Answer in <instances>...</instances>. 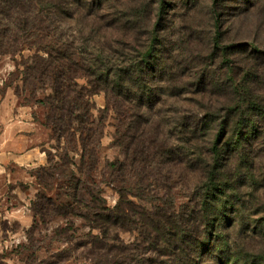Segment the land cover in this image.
<instances>
[{"label": "rangeland", "instance_id": "rangeland-1", "mask_svg": "<svg viewBox=\"0 0 264 264\" xmlns=\"http://www.w3.org/2000/svg\"><path fill=\"white\" fill-rule=\"evenodd\" d=\"M70 1L63 3L61 34L69 42L74 40V47L85 58L100 53L110 64L119 63V40L125 50L122 60L127 63L144 60L149 50L154 49L156 57L158 49L162 51L168 65L160 75L163 81L152 79L150 72L145 76L155 99L162 100L151 114V127L158 126L159 140L174 148L179 139L199 140L206 152L209 142L217 139L222 141L221 156L227 158L235 149L239 171L245 177L248 171L253 173L249 184L239 175L243 218L236 219L237 227L225 225L212 237L200 227L192 237L201 244L206 239L208 250L217 235L228 240L221 252L230 264H264V0L216 1L218 44L237 45L227 49L214 47L217 27L212 0H109L99 9V14H107L108 25L88 15L84 2L79 9L71 6L75 13L70 19ZM93 8L100 7L94 4ZM251 43L259 53L252 52ZM18 47L15 53L0 50V103L34 106L33 116L43 125L44 162L33 169L34 181L25 200L16 193L10 199L15 206L17 201H26L22 216L0 217V264H177L174 257L151 250L150 237L155 231L143 234L137 214L132 213L129 221L123 218L124 230L109 233L96 228L94 218L117 214L118 203L120 209L130 205L140 212H153L157 206L167 214L179 212L188 204L192 188L200 184L196 175L202 165L195 168L187 158L179 159L177 152L171 160L159 164L154 160L146 166L134 158V147L125 153L120 143L130 142L128 120L112 106L106 108L104 91L90 92L87 80L80 77L77 82L89 92V122L96 128L91 154L82 164L78 133L58 141L47 122L48 77L25 73L36 48L30 44ZM202 73L206 82L218 85L201 83L206 84L203 91L194 84ZM235 106L239 108L232 123L237 125V134L233 124L220 131L227 111L233 112ZM200 112L211 118L207 135L177 132L178 125L187 127ZM144 219L146 228L153 230L156 219ZM207 259L215 261L211 255Z\"/></svg>", "mask_w": 264, "mask_h": 264}, {"label": "trees", "instance_id": "trees-1", "mask_svg": "<svg viewBox=\"0 0 264 264\" xmlns=\"http://www.w3.org/2000/svg\"><path fill=\"white\" fill-rule=\"evenodd\" d=\"M216 1L212 0L211 4L214 23L217 27L213 38L214 47L223 49L235 47L236 44H218L220 16ZM108 2L109 0H72L69 2V11H71L69 18L72 19L75 13L71 6L75 5L78 9L87 7L88 15L99 17L108 25L107 14H99V11L103 9L102 5L106 6ZM63 3L64 0H0V50L15 53L21 48L18 46L24 44H30L36 48L32 56V64L25 66V73L33 72L48 77L51 93L47 96L46 104L49 112L46 119L52 126L55 139L58 141L64 137L69 139V135L73 132L78 133L82 164L86 160V155L91 154L90 143L96 128H93L89 122L91 103L88 89L77 82V79L82 77L87 80L90 92L104 91L106 108L112 106L122 118L125 117L128 120L130 142L126 145L120 143L121 146H125V153L134 147L131 148L134 158L141 160L146 166L154 163V160L157 164L165 162L162 160H171L172 155L177 152H179V159L187 158L188 164H193L195 168L198 163L202 165L197 168L196 175L200 184L192 188L188 204L179 212L167 214L158 206L153 212L147 210L140 212L130 205L120 209L121 205L118 203L115 206L117 214L95 215V227L105 233H109L110 230L122 231L125 229L123 218L129 221L128 218H131L132 213L137 214L136 218L141 223L140 229L143 234L149 235L155 231V236L150 237L152 251L161 253L163 256L174 257L177 264H203L205 261H208L207 264H216V260L219 262L217 264H230L229 260L223 259L221 252L223 245H228V240L217 235L212 250H208L204 248L206 239L203 238L201 244L192 235L199 232L200 227L207 230L211 237L214 233L218 234L225 225L237 227L236 219L243 218L239 206V175L244 184H249L253 180V173L248 171L245 177L239 171L235 149L227 158L221 156L222 141L217 139L209 142L206 152L202 151L199 140L179 139L176 141L175 148L159 140L156 132L158 126L151 127V114L155 105L160 104L162 100L155 99L154 90L145 83V76L150 72L152 79L163 81V76L160 77V75L165 72L168 65L163 60L162 51L158 49L160 53L156 57L152 52L154 49L149 50L144 60L127 63V60H122L125 59L123 58L125 50L123 42L119 40V63L110 64L100 53H90L91 58H85L74 47V40L69 42L62 37L60 23L65 14ZM94 4L100 8L94 9ZM95 36L98 37V34ZM178 42L180 43V37ZM160 43L162 45V42ZM250 48L252 52H260L253 43L250 44ZM41 53L43 57L40 56ZM205 76L206 74L202 73L198 81L193 83L198 84L203 91L206 90V84L204 86L201 83H209V86L214 87L218 85L216 81L207 80L206 82ZM179 87L177 86L176 89H183L182 86ZM235 107L237 108L233 112L227 111L226 121L220 123V131L228 127L232 128L233 124L236 126L235 134H237V125L235 122L232 123V117L236 116L239 106ZM210 119L200 112L187 122V127L184 123L178 125L177 132L183 135L187 130L191 136L197 133L207 135L211 124ZM146 127H148L147 130ZM187 152L189 157L186 155ZM129 159L130 155L127 157V160ZM231 168L233 171L230 170ZM144 218L156 219L153 230L146 228L147 222ZM162 241L163 244H160ZM201 246H203L202 249H200ZM210 255L212 260H215L214 263L207 259Z\"/></svg>", "mask_w": 264, "mask_h": 264}, {"label": "crops", "instance_id": "crops-1", "mask_svg": "<svg viewBox=\"0 0 264 264\" xmlns=\"http://www.w3.org/2000/svg\"><path fill=\"white\" fill-rule=\"evenodd\" d=\"M34 106L0 103V217L23 214L26 201L10 203L16 193L21 200L31 190L33 169L43 164L42 123L33 116ZM10 206V207H9ZM22 216V215H21Z\"/></svg>", "mask_w": 264, "mask_h": 264}]
</instances>
